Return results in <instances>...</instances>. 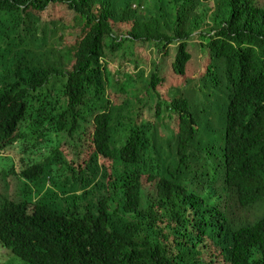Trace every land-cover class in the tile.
<instances>
[{
  "label": "trees",
  "instance_id": "obj_1",
  "mask_svg": "<svg viewBox=\"0 0 264 264\" xmlns=\"http://www.w3.org/2000/svg\"><path fill=\"white\" fill-rule=\"evenodd\" d=\"M50 6L74 13V44L68 21L44 18ZM197 33L202 106L193 94L159 95L158 70L118 78L108 60L126 43L156 46L185 77ZM117 89L123 103L108 95ZM149 99L155 114L144 119ZM90 130L86 158L70 162L62 147ZM16 145L19 169L8 156ZM10 178L19 194L0 193V264H16L12 254L25 264H264V5L0 0L5 188Z\"/></svg>",
  "mask_w": 264,
  "mask_h": 264
},
{
  "label": "rangeland",
  "instance_id": "obj_2",
  "mask_svg": "<svg viewBox=\"0 0 264 264\" xmlns=\"http://www.w3.org/2000/svg\"><path fill=\"white\" fill-rule=\"evenodd\" d=\"M258 5H264V0H257ZM209 6H213V2H210L207 4ZM45 19L48 20H61L63 22L68 21L72 25V30L68 31L65 35V40L69 44H74L78 37L80 36L79 29L80 27L77 25V23H74L75 15L74 13H71L67 11L64 7L59 6H50L45 15ZM119 28V34L120 36H124L129 30V27L124 26H117ZM200 34H195L192 37V40L190 41V50L191 54L193 55V59L189 62L187 69H186V76L185 77H177L174 74H172V59L175 58L176 54H172L170 56L162 54L158 51L156 46L154 47H148V46H139L137 44L134 45H128L125 44V48L122 51H118L116 56H111L108 58L112 69L118 73L117 77L119 78V72L124 73H133L136 74L139 73H145L144 75L147 77L149 76L154 70H158V73L160 77L163 78V82L157 87V91L159 95L164 96L165 98L171 95H177V97L180 94H184L186 96L193 94L200 106H202L205 103V99L203 97V94L199 92L198 83H197V77L201 72L205 70L206 67V52L201 48L202 42H204V39L200 37ZM205 43V42H204ZM139 47H143L141 50L138 49ZM137 48V49H136ZM150 48V49H149ZM173 52H175V49L171 46L169 48ZM119 54V55H118ZM176 81V86L172 87L171 91L172 94H169L167 92V87H169L171 80ZM189 79H194L193 83H188L186 81H189ZM116 86V85H115ZM108 95L111 98L113 102L121 103L123 99H126V95L122 94L120 90L117 89V91L113 92L108 91ZM148 93V92H147ZM147 93L144 91V96H147ZM125 100H123L124 102ZM122 102V103H123ZM154 105L152 99L147 100L146 106L140 107V113L141 117L144 119L152 118L155 114V110L153 109ZM150 106V107H149ZM170 113V112H169ZM168 112H165L163 114V120L162 122L165 124L167 129L175 130L178 128V117L173 116L172 118H169ZM166 129V131H167ZM90 144H91V130L90 133L82 140L76 142V144L72 145V147H67L66 144L62 147L63 151L65 150L68 154V160L72 162V160H75L78 162V164H82L84 159L86 158V154L90 151ZM49 149L42 148L41 152L47 154ZM8 156L12 159L13 163H15L16 167L19 169V165L21 162L22 154L20 152L19 146L16 145L13 149L8 151ZM36 156L40 159H44L41 156V153L36 154ZM78 156V157H77ZM8 184L10 185V188H5V184L3 181H0V193L4 194L5 192L10 196L16 198V194H19V182L15 178H10L8 180ZM144 187L148 190H151L153 187L151 184L144 180ZM221 187V186H220ZM221 191V189H220ZM219 191V192H220ZM221 193V192H220ZM227 196L224 195V204L226 205ZM244 214H247L245 210H242ZM3 256H7L6 252L2 253ZM16 264H25L20 259L16 258L13 254L11 256ZM11 260V259H10ZM9 260V261H10Z\"/></svg>",
  "mask_w": 264,
  "mask_h": 264
}]
</instances>
